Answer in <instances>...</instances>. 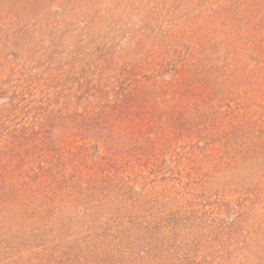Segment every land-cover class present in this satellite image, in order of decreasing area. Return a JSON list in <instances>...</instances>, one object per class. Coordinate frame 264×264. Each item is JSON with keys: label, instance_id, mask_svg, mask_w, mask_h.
Returning a JSON list of instances; mask_svg holds the SVG:
<instances>
[{"label": "rangeland", "instance_id": "rangeland-1", "mask_svg": "<svg viewBox=\"0 0 264 264\" xmlns=\"http://www.w3.org/2000/svg\"><path fill=\"white\" fill-rule=\"evenodd\" d=\"M0 264H264V0H0Z\"/></svg>", "mask_w": 264, "mask_h": 264}]
</instances>
